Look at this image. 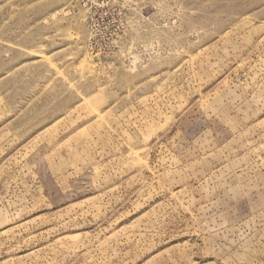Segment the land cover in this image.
Returning <instances> with one entry per match:
<instances>
[{"label":"rangeland","instance_id":"rangeland-1","mask_svg":"<svg viewBox=\"0 0 264 264\" xmlns=\"http://www.w3.org/2000/svg\"><path fill=\"white\" fill-rule=\"evenodd\" d=\"M0 264H264V0H0Z\"/></svg>","mask_w":264,"mask_h":264}]
</instances>
